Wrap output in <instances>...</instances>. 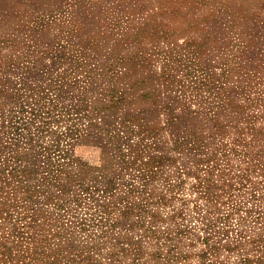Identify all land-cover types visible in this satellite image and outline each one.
Returning a JSON list of instances; mask_svg holds the SVG:
<instances>
[{
	"label": "rangeland",
	"instance_id": "rangeland-1",
	"mask_svg": "<svg viewBox=\"0 0 264 264\" xmlns=\"http://www.w3.org/2000/svg\"><path fill=\"white\" fill-rule=\"evenodd\" d=\"M0 264H264V0H0Z\"/></svg>",
	"mask_w": 264,
	"mask_h": 264
}]
</instances>
